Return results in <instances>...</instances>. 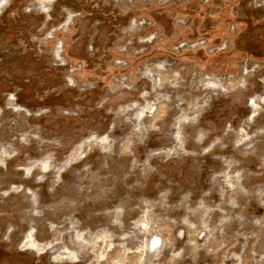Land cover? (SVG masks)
Wrapping results in <instances>:
<instances>
[{"label":"rangeland","instance_id":"rangeland-1","mask_svg":"<svg viewBox=\"0 0 264 264\" xmlns=\"http://www.w3.org/2000/svg\"><path fill=\"white\" fill-rule=\"evenodd\" d=\"M0 264H264V0H0Z\"/></svg>","mask_w":264,"mask_h":264},{"label":"bare ground","instance_id":"bare-ground-1","mask_svg":"<svg viewBox=\"0 0 264 264\" xmlns=\"http://www.w3.org/2000/svg\"><path fill=\"white\" fill-rule=\"evenodd\" d=\"M30 238H31V236H30ZM30 240V239H29ZM31 241V240H30ZM29 241V242H30ZM31 243H33L32 241H31ZM153 246H155V245H157V243H159L158 241H157V238H155L154 240H153ZM151 246V245H150ZM108 252H109V250H108ZM132 253V252H131ZM130 254V253H129ZM106 256V255H105ZM105 261V260H104Z\"/></svg>","mask_w":264,"mask_h":264},{"label":"flooded vegetation","instance_id":"flooded-vegetation-1","mask_svg":"<svg viewBox=\"0 0 264 264\" xmlns=\"http://www.w3.org/2000/svg\"><path fill=\"white\" fill-rule=\"evenodd\" d=\"M159 245V244H158ZM156 246V245H155Z\"/></svg>","mask_w":264,"mask_h":264}]
</instances>
